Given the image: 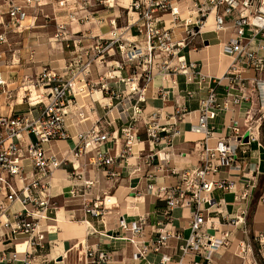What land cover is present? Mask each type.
<instances>
[{
    "label": "built area",
    "instance_id": "1",
    "mask_svg": "<svg viewBox=\"0 0 264 264\" xmlns=\"http://www.w3.org/2000/svg\"><path fill=\"white\" fill-rule=\"evenodd\" d=\"M118 1L0 0V59L5 55L3 47L8 48L13 38L33 27L37 9L45 4H56L57 7L66 9L71 20L76 12L73 8L79 9L77 13L81 15L75 18L79 23L90 18V8H112ZM122 7L127 15L124 30L117 27L116 17L111 18L109 36H97L99 40H105L102 41L104 44L98 43L95 47L99 50L117 48L120 61L110 65L118 70L128 69L129 66L131 72L128 78L132 82L127 89V109H131V113L128 125L122 128L128 143V161L133 159L128 162V175L131 178L135 174L137 178L130 191L134 198L151 194L162 201L164 207L162 218L155 220V228L148 236L145 235L144 214L138 215L132 221L121 217L118 227L128 232L125 239L133 247V260L143 259L145 264H212L214 255L221 248L233 245L232 235L235 230L241 228L247 232L248 203L252 189L256 186V177L260 173L258 164L249 168L252 176L240 188H237L236 180L215 178L222 169L243 171L244 163L250 157L251 145L255 143L262 146L260 128L264 122V0H129ZM209 15L213 19L212 31L229 33L228 38L221 42V50L231 59L220 76L202 71L195 60H187L184 55L185 50L196 49L197 38L204 46L201 35L205 31ZM95 23L97 24V20ZM56 26L59 29L64 28L62 22L57 21ZM128 34L144 40V46L129 40ZM87 54L88 50L83 54L76 52L65 63L63 72L42 67L35 74L32 84L27 87H39L37 91L40 92L34 100L26 87L14 88V82L5 77L4 71L0 69L2 261L19 260L22 264H31L34 253L45 247L46 229L43 222L54 220L56 215L51 178L58 168L71 165L69 176L78 182L71 184L68 195L82 196L84 213L102 220L108 210L111 196L104 195L102 199L96 196L92 201L86 200L94 186V180L90 177L84 178V169L90 165L101 169L106 177L119 175L110 166L119 157H123V154H110L102 145L109 137L104 130L109 123L102 126L92 125L75 136L70 135L66 124L73 113L79 121L88 118L85 115L86 106L79 98H86L87 95L92 98V93L96 91L110 92L109 96H105V102H99L106 112L97 116L96 122L99 123L111 111L113 89L108 86V80L114 78L115 74L107 69L99 82L88 81L91 65L96 59L86 58ZM249 70L254 72L252 76L245 75ZM157 74L162 78L166 75H183L187 83H195L205 91L204 96L199 99L197 119L190 123V130L200 137L192 142L187 152L178 153L180 157L191 155L194 158L190 167L166 166L174 157L173 135L179 132L178 122L184 116L183 111L176 112L178 120L162 124L157 120L160 112H151L148 120H143L146 137L149 142H163L165 146L157 151L151 148L145 151L144 148L142 150L137 147L134 152L133 146L143 143L139 136L140 130L134 122L144 111L141 103L145 101V87ZM136 78L142 80L141 85L136 83ZM223 79L227 81L223 82ZM97 84H100L98 89ZM45 85H48L49 90H41ZM219 87H222L221 91L218 90ZM158 93L164 98L167 92L159 90ZM24 102L27 111L15 112V108ZM119 104L121 102L116 105ZM241 104L248 105L244 119L240 121L232 117L227 124L228 134L214 136L208 119L213 118L220 109L233 111ZM122 106L124 104L120 107ZM3 107L5 111H2ZM89 109L95 112L94 106ZM34 110H38L37 116L32 114ZM73 138V147L64 153L51 147L52 142ZM80 158L83 159L82 163L79 162ZM158 172L177 175L178 179L169 184L157 182ZM141 173L143 174L140 175ZM214 189L233 193V212L225 209L227 203L222 198L215 199L212 196ZM261 198H264V184ZM133 207L136 208L135 205ZM176 208L191 210L188 234L185 237V228L172 224V211ZM172 239L183 241L175 247L176 254L163 253L158 261L146 259L148 253H160L168 248ZM253 242L258 244L259 249L264 247V231L245 242H237L236 254L246 259L248 252L252 251ZM19 245L23 247L18 248ZM85 258L86 264H101L110 259L109 253H97L93 248L85 251Z\"/></svg>",
    "mask_w": 264,
    "mask_h": 264
},
{
    "label": "crops",
    "instance_id": "2",
    "mask_svg": "<svg viewBox=\"0 0 264 264\" xmlns=\"http://www.w3.org/2000/svg\"><path fill=\"white\" fill-rule=\"evenodd\" d=\"M211 21L213 22V19H210V24ZM104 27L103 25L98 27V29L95 30L97 31L95 35L106 33L107 30L105 31ZM209 27L210 26H208L201 35L204 46L197 38L195 40L196 49L185 50L184 55L187 60H195L202 71L220 76L225 72L231 59L221 50V42L228 38L229 33H216ZM128 39L141 46L145 44L144 40L138 39V37L133 35H128ZM117 58V56L111 55L107 63H114ZM58 61H60L59 65H62L60 67L65 65V62L63 63L64 59ZM95 67H93L95 75L97 73L96 70L100 72L106 69V67L100 66L99 64H96ZM116 74L119 76H130L131 72L129 66L128 69L117 70ZM253 74L254 72L252 70L245 73L246 76H252ZM4 76L7 78L10 77L5 73ZM166 78L169 79L167 80ZM171 78L172 76L170 75H166L162 78L160 74H157L146 85L143 92L145 101L141 103L144 108L142 116L144 117V121H147L151 112L159 111L160 115L157 117V120L161 124L178 120L176 112L184 111V116H181L178 122L179 132L173 135L174 157L166 166L186 168L191 166L194 162V158L191 155L180 157L178 153L187 152L192 142L199 138V134L195 133L193 139H191L192 141H188L187 135L194 133L190 130V123L195 122L197 119L199 114V99L204 96L205 91L199 88L195 83H187L183 75L174 76V80ZM172 81H175V83H171ZM222 81L226 82L227 80L223 79ZM108 82L110 86H117V88H122L123 86L114 80H108ZM159 90L167 92L164 98L158 93ZM218 90L221 91L222 87H219ZM189 93L191 95H189ZM92 98V101H88L89 99L86 98L83 102L86 106V113L88 114L86 120H77L75 113L71 114L70 118L67 119L66 124L70 135L75 136L78 132L86 130L92 125H105L103 120H100L99 123L96 122L95 113L90 111L89 108L94 106L95 112L98 113L97 116L102 115L103 108L100 103L102 104L105 102L106 98L100 91H96L94 94L92 93ZM247 107L248 105L241 104L235 107L233 111L225 109L216 111L215 116L208 119L209 126L214 131V136L228 134L227 124L230 119L236 117L240 121L243 120ZM71 108L73 109L74 106H71ZM27 109V106H18L15 108V112L25 113ZM2 111H5V109H2ZM32 114L37 116L38 110H34ZM124 121L125 120H117L114 121L111 126L105 125L104 130L108 132L110 137L103 145L105 149H108L110 154L120 153L121 151L124 138L120 133V128L124 124ZM161 135L164 134L161 133ZM139 136L146 145L144 148L145 151H148L150 142L147 137H145L143 129L140 130ZM30 138L33 139V136H30ZM212 142H214V140H212ZM73 145L74 138L57 140L52 142L51 147L56 151L64 153L73 147ZM152 145H156L154 151L165 146L163 142H154ZM134 146V152H136L137 147L139 149L140 146L139 144ZM250 150V157H247L243 171L222 169L215 175V178L236 180L237 188H240L243 183L248 182L252 176V173L248 171L249 168H253L258 164L260 171L259 175L256 177V186L252 189V196L248 203L249 214L247 216V232H244L241 228L235 230L232 235L233 245L229 248H221L214 255L212 264H264V247L259 249L257 243L253 242L252 251L248 252L246 259L236 254L237 250L235 249L237 242H245L248 238L252 239L255 235L264 231V198H261L264 184V147L263 145L258 146L253 143ZM74 162L76 164L75 160ZM79 162L82 163L83 159L80 158ZM123 162L124 160L119 157L117 161L110 166L112 171L119 173L118 176L113 177L104 176L101 169L90 165H87L84 169V178L90 177L94 180V186L90 189V194L86 196V200L92 201L96 196L101 198L102 195L112 197L110 198V204L107 206V215H104L102 220L100 217H94L84 213L82 196L77 195L70 197L68 195L71 184L78 182L72 180L69 176L71 165L67 164L54 171L51 180V192L55 195L52 201H54L56 205V215L54 220L43 222V227L46 229V233H44L45 247L34 253L31 264H86L85 251L90 248L96 250L97 253H109V261L102 262L101 264L146 263L143 259H132L133 247L130 242L125 239V237L128 236V232L118 227V220L122 217L126 221H132L136 219L138 215L144 214L146 216L145 235L148 236L151 230L155 228V220L162 218L161 212L164 203L157 200L151 194H145L140 198H134L130 190L131 186L137 181V178L133 177L134 181L132 182L133 179L128 175L130 171L128 170V165L123 164ZM157 174V182L160 183H174L178 179L177 175H170L167 172H158ZM211 194L215 199L222 198L227 203L226 210L229 212L234 211L232 205L233 193L221 189H214ZM227 195H232V198L228 199ZM133 205H135L136 208H134ZM172 215L174 217L172 224L176 227H184L183 235L185 237L188 234L187 225L191 210L189 208H176L172 211ZM182 242V240L176 241L172 239L168 248L163 249L160 253H148L146 259L158 261L160 255L163 253L176 254L177 250L175 247ZM22 247V245L18 246V248ZM1 248L2 246H0V249ZM0 264H22V262L19 260L13 262L0 260Z\"/></svg>",
    "mask_w": 264,
    "mask_h": 264
},
{
    "label": "rangeland",
    "instance_id": "3",
    "mask_svg": "<svg viewBox=\"0 0 264 264\" xmlns=\"http://www.w3.org/2000/svg\"><path fill=\"white\" fill-rule=\"evenodd\" d=\"M127 2H129V0H121V1L119 0L118 4H114V7L112 8L101 7V6L92 7L89 10L91 13L90 18L85 20V22H79V23L75 21V18L81 15V13H77V11L79 10L77 8H73V11L76 12L74 15H72L73 17L71 20V18L67 16L68 12L66 11V9L62 7L59 8L57 7L56 4L52 5L51 3H49L41 6L39 9H37L35 13L37 16L33 27L24 30L20 35H17L15 38H13L12 44L9 45L8 48L3 47L5 49V55H2L3 59H0V69L3 70L5 74L10 76L9 77L10 80L14 82L13 85L14 88L26 87L27 89V87L32 84L33 79L35 78V74L39 72V70H41L42 67L46 66L49 69H53L57 72H63L65 70L64 65L63 67H60L62 65H59L60 61L58 60L64 59L63 63L64 62L68 63V61L76 55V52L77 53L80 52L83 54L85 50H88V54L85 57L96 59V61L91 65L90 68L91 73L89 74L90 76L88 77V81L99 82L101 80V76L103 72L109 69L112 72V74H115L114 75L115 77L110 80H114L117 83L123 85L122 88L120 87L117 88V86H111V88L113 89V97L111 98V103H110L111 111L107 113V116L104 117L102 120L104 124L108 122L110 126L114 121L125 120L124 124L120 128V133L124 138L122 128L128 125L129 115L131 113V109H127L128 108L127 89L128 86L131 85L130 83L132 82V80L128 78L130 77L128 75L119 76L116 74V71L118 69L116 67H113V65H110V64H115V62L114 63L111 62L110 64L107 63V60L111 55L117 56L118 58L116 59V61L117 62L120 61L121 56L117 48L113 47V49L109 48L107 50H99L95 46L98 43H102V41L105 40V39L99 40L97 36H100L102 38L103 37L106 38L109 36V30H110L109 20L111 18L116 17L117 27L121 31L124 30L123 27L127 22V15L124 7L122 6H126ZM53 6L55 7V11H53ZM95 20H97V24L95 23ZM57 21L59 23L62 22L64 24L63 29L57 28L56 26ZM209 21L207 25L210 24ZM102 25L105 26L104 30L105 31L107 30V32L95 35V32H97L95 30L98 29V27H101ZM138 39L140 38L138 37ZM78 40H80V42H77ZM96 64L106 67V69L100 72L96 70L97 76L95 75L93 70V67H95ZM136 71L139 70L136 69ZM173 77L174 76H172L171 78L172 80H174ZM166 79L168 80L169 78ZM136 80H137L136 82L137 84L139 85L142 84L141 79L138 80L136 78ZM171 83H173V81ZM108 86H110L109 82H108ZM41 88H42L41 90L48 89V88L46 89L44 86H42ZM96 88L97 89L100 88V84H97ZM34 89H36L37 91L39 87H35ZM20 91H23V89H20ZM39 92L40 91H37L38 94ZM31 93H33V91ZM103 95L109 96L110 92L109 93L103 92ZM86 98L89 99L88 101L90 100L92 101L90 95H87ZM86 98H82V99L79 98V100L81 103H83ZM118 102H121V104H124V106H122L121 108L120 107L121 104L116 105ZM19 106L25 107L27 105L26 102H24ZM102 112H103L102 114H104V112H106V109H103ZM94 113L97 118L98 113L96 112ZM85 115L88 116L87 113H85ZM118 115L120 116L119 118L117 117ZM143 120L144 117L140 116L139 119H137V121L134 122V125L138 128V130L143 129L146 137ZM194 134L195 133H190L187 135L188 141H192L191 139H193ZM260 139H261V144L264 147V122L262 123L260 128ZM126 141L127 140L124 138L120 153L123 154V157H121L124 160L123 164L128 165V162L133 161V159L131 158L128 161V157L130 156H128V143ZM153 143L154 142L149 143L150 146L149 148H151V150L154 151L156 149V145L155 146L152 145ZM139 146H140L139 149L144 150L143 148H145L146 145L143 142V143H139ZM142 174L143 173H141L140 175ZM134 175L135 174H133V176L131 177V179H133L132 182L134 181L133 178L135 177ZM144 182L145 180L143 179L142 180L143 186H144ZM103 196L104 195H102L100 199H102ZM227 198L231 199L232 195H227ZM107 212L108 211H106L105 213Z\"/></svg>",
    "mask_w": 264,
    "mask_h": 264
},
{
    "label": "bare ground",
    "instance_id": "4",
    "mask_svg": "<svg viewBox=\"0 0 264 264\" xmlns=\"http://www.w3.org/2000/svg\"><path fill=\"white\" fill-rule=\"evenodd\" d=\"M209 19L212 20V15H209L208 20H207V23H208ZM207 23H206L205 29H207L208 26H210L209 28H211V27H212V21H211V24H209V25H207ZM211 32H212V31H211ZM45 87H46V89H47V88H48V85H45ZM26 90L30 91L29 95H30L31 99L34 100V99L37 97V94H38V93H37L36 89H34L33 87L30 86V87L27 88ZM47 90H49V88H48ZM32 91H33V93H31ZM21 94H22V92H21ZM2 109H5V108L3 107ZM194 133H195V132H194ZM104 144H105V142H104ZM134 147H135V146H134ZM103 149H105L104 145H103ZM51 180H52V178H51ZM109 204H110V203H109Z\"/></svg>",
    "mask_w": 264,
    "mask_h": 264
}]
</instances>
